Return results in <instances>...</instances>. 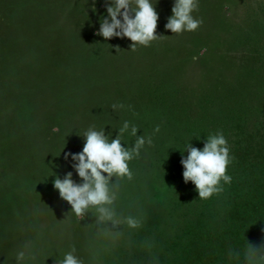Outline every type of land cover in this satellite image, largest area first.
<instances>
[{"label":"rangeland","instance_id":"374dc122","mask_svg":"<svg viewBox=\"0 0 264 264\" xmlns=\"http://www.w3.org/2000/svg\"><path fill=\"white\" fill-rule=\"evenodd\" d=\"M152 3L164 37L130 50L127 38L96 35L105 0H0V264H60L72 248L84 264H144L179 230L193 205L184 193L178 206L180 161L188 143L204 146L194 121L243 85L236 64L253 61L237 46L264 26V0H198L203 23L180 34L165 29L174 0ZM125 121L152 144L129 162L115 202L141 226L121 225L113 242L97 234L95 209L70 213L53 181L72 172L81 183L64 154L82 151L90 127L111 140ZM121 142L134 144L130 129Z\"/></svg>","mask_w":264,"mask_h":264},{"label":"clouds","instance_id":"9594fccd","mask_svg":"<svg viewBox=\"0 0 264 264\" xmlns=\"http://www.w3.org/2000/svg\"><path fill=\"white\" fill-rule=\"evenodd\" d=\"M155 4L152 0H105L107 17L101 20L96 35L102 36L105 41L113 37L127 38L131 41L130 50H135L137 46H150L151 42L164 37L156 34L159 17ZM197 8L198 0H174L172 15L168 18L165 29L172 34L197 30L203 23L202 19H196L192 15ZM117 50L120 49L117 47ZM123 107L122 104L112 105L113 110ZM129 129L135 142L131 147L122 146L121 137ZM138 130L135 125L130 127L129 122L125 121L116 138L110 140L104 129L97 131L90 127L83 135L82 151L78 154H64L65 160L71 157V167L81 183L72 179V172L65 174L62 179L57 176L53 181V187L60 198L70 205V213L83 218L89 209H95L97 234L113 242L123 235L121 225L130 229L141 226L139 218L121 216L115 207L119 181L133 178L129 162L139 157L146 144H152V137L137 136ZM159 131L157 126L153 135ZM185 151L187 156H182L180 161L184 169L183 180L195 186L200 200H207L223 192L221 181L224 184L231 183V177L226 174L231 162L229 147L221 132L210 134L204 141L202 150L188 143ZM75 252L76 249L72 248L64 255L60 264H84ZM24 258V251L17 254V260ZM227 259L232 264H264V244L254 246L247 242L242 251L229 250Z\"/></svg>","mask_w":264,"mask_h":264},{"label":"trees","instance_id":"16d2710c","mask_svg":"<svg viewBox=\"0 0 264 264\" xmlns=\"http://www.w3.org/2000/svg\"><path fill=\"white\" fill-rule=\"evenodd\" d=\"M237 47L253 61L248 66L236 64L243 85L208 113L206 123L195 120L193 127L203 144L210 134L224 135L231 158L226 174L231 183L221 181L223 192L200 200L195 186L184 182L180 167L176 178L182 203L178 206L184 205V193L193 205L184 208L179 230L162 244L161 253L144 264H232L227 259L229 250L242 251L247 242L264 244V26ZM197 109L198 117L204 107L199 104Z\"/></svg>","mask_w":264,"mask_h":264}]
</instances>
